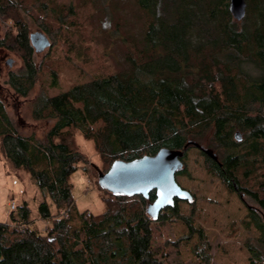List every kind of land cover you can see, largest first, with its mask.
I'll use <instances>...</instances> for the list:
<instances>
[{"label":"trees","instance_id":"obj_1","mask_svg":"<svg viewBox=\"0 0 264 264\" xmlns=\"http://www.w3.org/2000/svg\"><path fill=\"white\" fill-rule=\"evenodd\" d=\"M37 2L40 10L50 9L49 0ZM136 3L148 19L140 46L126 55L128 66L34 98V119L53 120L42 135L23 133L0 98V153L30 174L44 196L38 213L49 219L47 229L34 227L25 200L11 213L13 225L0 221V264H170L165 246L156 242L155 222L172 216L186 222L190 236L197 234L195 252L209 260L207 235L192 216L180 214L179 200L157 217L149 214L155 191L149 198L107 191L115 200L106 199L102 213L78 212L70 180L85 162L78 134L93 142L104 171L117 159L155 154L164 146L183 150V158L198 147L210 172L248 205L244 223L260 232L257 244L247 243L251 262L264 261V0H247L241 20L232 16L229 0ZM30 5L0 0V13L17 26L0 38V48L22 53L24 69L11 74L10 83L23 96L37 77L21 13ZM52 12L64 27L74 8L63 4ZM52 78L56 83L55 71ZM180 173H186L185 163Z\"/></svg>","mask_w":264,"mask_h":264},{"label":"rangeland","instance_id":"obj_2","mask_svg":"<svg viewBox=\"0 0 264 264\" xmlns=\"http://www.w3.org/2000/svg\"><path fill=\"white\" fill-rule=\"evenodd\" d=\"M49 1L47 7L50 9L43 11L39 2L35 5V0H25L33 8L21 12L29 36L41 32L50 41V45L39 52L31 43L37 77L27 96L16 92L10 83L11 74L24 69L22 53L0 48V98L25 134L42 135L53 123V120L34 119L31 108L34 98L42 94L54 95L73 84L126 68V55L134 50V46H140L148 19L146 11L138 6L136 0ZM63 4L72 6L74 12L65 17L64 27H58L52 9ZM12 18L0 13L1 39L7 38L9 33H16V21ZM47 22L50 25L46 26ZM54 71L56 83H52ZM77 142L85 162L70 176L74 184L75 207L78 212L87 210V215L89 212L96 215L105 210L106 199L114 201L115 198L99 184V171H104L106 165L93 142L79 134ZM183 159L186 173L177 174L176 179L194 194L195 201L179 200V212L192 216L195 226L204 229L210 244V258L207 261L199 258L195 252L197 234L190 236L186 222L172 216L166 222H155L156 242L165 246L169 263L253 264L247 243L257 244L260 232L253 224L247 227L244 223L249 222L248 205L237 192L230 191L220 178L210 172L198 147H191ZM42 199L44 196L30 174L16 169L0 153V221L10 222L12 202L18 206L26 200L32 209V225L41 231L47 229L49 219L41 217L37 210ZM46 200L52 204L49 197ZM249 205L257 207L251 200ZM254 264H264V261Z\"/></svg>","mask_w":264,"mask_h":264},{"label":"water","instance_id":"obj_3","mask_svg":"<svg viewBox=\"0 0 264 264\" xmlns=\"http://www.w3.org/2000/svg\"><path fill=\"white\" fill-rule=\"evenodd\" d=\"M229 9L234 19L241 20L246 15L247 0H229ZM30 38L38 52L50 45L44 33H33ZM205 152L217 159L212 150L205 149ZM183 157V150L164 146L155 154L132 160L117 159L107 171H99V184L113 193L128 196L149 198L155 191L156 197L148 205V212L157 217L164 208L175 206L176 200L194 199V194L176 179L177 172L184 166Z\"/></svg>","mask_w":264,"mask_h":264},{"label":"built area","instance_id":"obj_4","mask_svg":"<svg viewBox=\"0 0 264 264\" xmlns=\"http://www.w3.org/2000/svg\"><path fill=\"white\" fill-rule=\"evenodd\" d=\"M16 204L14 202L11 203V208L14 210L16 208ZM90 215V212L88 213ZM66 216H68V214L66 213Z\"/></svg>","mask_w":264,"mask_h":264}]
</instances>
